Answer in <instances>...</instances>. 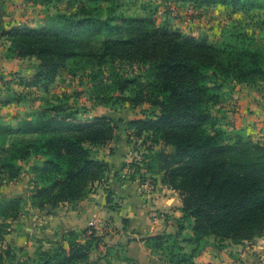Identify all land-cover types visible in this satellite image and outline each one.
I'll list each match as a JSON object with an SVG mask.
<instances>
[{
    "label": "trees",
    "instance_id": "16d2710c",
    "mask_svg": "<svg viewBox=\"0 0 264 264\" xmlns=\"http://www.w3.org/2000/svg\"><path fill=\"white\" fill-rule=\"evenodd\" d=\"M162 1L194 9L264 10V0ZM32 2L55 7L40 26L6 27L0 11V37L8 42L5 58L37 62L26 81L14 71L0 76L6 87L5 94L0 90L1 106L23 99V91L11 83L46 93L61 69L80 60L94 67L116 61L144 65L141 75L123 79L117 89L120 95L130 92L123 100L132 106L144 103L149 109L130 119L82 117L70 95L61 93L44 99L35 114L15 125L0 121V186L18 178L21 163L34 156L26 168L32 184L28 195L0 198V263L25 252L20 246L3 245L10 232L7 220L15 219L21 203L54 209L85 198L108 171V162L96 150L118 139L122 130L161 145L143 154L134 171L143 183L160 175V183L177 191L181 199L176 232L143 239L151 253L166 264H195L194 257L208 246L219 249L224 242L264 238V135L252 137L242 129L229 132L213 109L222 101L219 91L224 82L264 83V44H255L253 32L231 24L216 39L183 33L157 23V8L150 0ZM139 78L144 81L139 83ZM110 201L111 192L106 190V202ZM185 229L191 234L183 235ZM80 236L67 229L61 236L65 245L56 241L49 248L39 247L26 254L25 263L16 264H92L100 258L102 236L94 231ZM183 243L191 245L190 251ZM109 253L110 247L104 255Z\"/></svg>",
    "mask_w": 264,
    "mask_h": 264
},
{
    "label": "crops",
    "instance_id": "0c3cea01",
    "mask_svg": "<svg viewBox=\"0 0 264 264\" xmlns=\"http://www.w3.org/2000/svg\"><path fill=\"white\" fill-rule=\"evenodd\" d=\"M11 2L15 0H0L3 16L8 15L4 12L8 11L6 7H11ZM4 24L6 27L15 25L9 21H4ZM7 45L4 37H0V68L5 71L4 75L14 71L11 69L14 61L23 60L5 58ZM233 84L235 88L231 96H224L217 109L222 110L229 127L242 128L252 137L264 135V83ZM122 143L124 147L113 145L112 141L108 150L102 152L108 162V171L102 181L94 183L91 192L82 200L74 204L62 203L49 210L32 207L26 201L25 213L22 215V233L8 234L14 245L23 247L31 255L39 247L49 248L52 242L64 244L61 236L67 229H75L81 236L84 232L94 231L102 236L103 243L99 246L100 258L92 264H127L122 257L142 264H166L159 255L151 253L143 239L161 232H176L174 219L182 215L180 196L177 191L160 183V175L152 176L151 188L145 190L139 174L129 164L135 154L127 149L128 144L125 141ZM27 174L31 177V174ZM13 182L22 185L19 177L9 181ZM106 190L111 192L110 202H106ZM93 217L99 218L106 225L88 231L87 223ZM182 234H191L190 229H185ZM182 245L185 251H190V244ZM109 247L110 253L104 255ZM193 261L195 264H264V238L241 244L224 242L219 249L208 246Z\"/></svg>",
    "mask_w": 264,
    "mask_h": 264
},
{
    "label": "rangeland",
    "instance_id": "374dc122",
    "mask_svg": "<svg viewBox=\"0 0 264 264\" xmlns=\"http://www.w3.org/2000/svg\"><path fill=\"white\" fill-rule=\"evenodd\" d=\"M148 1V0H145ZM157 8V23L165 22L171 28L180 29L183 33H191L194 35L207 34L211 38L216 39L220 36V30L224 26L237 25L246 26L249 31L253 32L254 41L256 45L264 44V27L260 23L264 19V12L242 13L240 11L232 12L230 8L221 6L202 8H189L188 5L171 4L162 0H150ZM12 3V2H11ZM8 11L4 13L8 15L3 16L4 21H9L15 25H27L31 27L40 26L44 23L45 18L55 12V7L52 5H39L32 2V0H15ZM10 13V14H9ZM35 59H23L14 61L11 69L14 70L20 77L26 81L32 76L36 65ZM92 64H85L80 60H73L69 63L66 69H61L55 81L50 85L48 92H42L40 89L26 90L21 86L11 83V87L17 91H23V99L20 103H12L8 106L0 105V121L7 125H15L24 117H29L36 113L37 109L44 103V99H54L61 93L69 94L72 105L82 112V117H89L93 115H107L113 118L130 119L143 115L144 111H148L147 104H139L132 106L127 101L123 100L124 96L129 98V91L123 92L121 95L118 92V83L123 79H131L136 75H141L145 66L140 64H130L127 62L116 61L110 62L101 67L91 66ZM0 68V76L3 71ZM5 72V71H4ZM143 76V75H142ZM141 77V76H138ZM1 80V79H0ZM139 83L144 81V78L138 79ZM0 81V90L5 94L6 87ZM133 87L129 84L128 88ZM235 85L233 82H224L223 89L219 91L222 100L224 96H231ZM2 92V93H3ZM1 94V93H0ZM2 95V94H1ZM223 107V106H222ZM214 111L223 117L226 122V129L229 132L234 130L228 126V120L222 114L220 108L213 107ZM242 129V128H240ZM242 131L246 132L242 129ZM15 138V137H14ZM20 139V138H15ZM120 139V140H119ZM119 139L114 140L113 145L119 144L124 147L123 141L128 146L127 149L135 155L130 159L129 164L132 167L137 166L135 162L142 159L143 154L152 149L157 151L162 148L161 145L153 144L150 140L136 139L134 136L129 135L126 131L122 130ZM148 147H150L148 149ZM112 149V148H111ZM124 149V151H127ZM168 149V147H164ZM108 146L103 149H97L96 155L103 156V151H107ZM34 162L33 154L22 162L23 170L19 175L22 185L15 182H6L0 186V198L3 195H8L10 198L13 194L28 195L31 189V177L27 176L26 168L28 164ZM17 184V185H16ZM25 202L21 203L18 215L15 219L7 220L10 223L9 233L11 232L21 234L24 229L23 219L25 213ZM50 209V208H45ZM31 223V222H30ZM5 234L3 245H14V241L9 239L10 235ZM212 241V238H209ZM16 247V246H15ZM26 254L15 253L12 260L4 258L3 264H16L25 263ZM1 264V263H0Z\"/></svg>",
    "mask_w": 264,
    "mask_h": 264
},
{
    "label": "built area",
    "instance_id": "2783aa9c",
    "mask_svg": "<svg viewBox=\"0 0 264 264\" xmlns=\"http://www.w3.org/2000/svg\"><path fill=\"white\" fill-rule=\"evenodd\" d=\"M151 181L150 180H146L144 183H143V188L146 190L150 189L151 188ZM106 225L105 222H102L99 218H96V217H93L91 218L88 223H87V230L90 231L92 230L93 228H97V227H104Z\"/></svg>",
    "mask_w": 264,
    "mask_h": 264
}]
</instances>
